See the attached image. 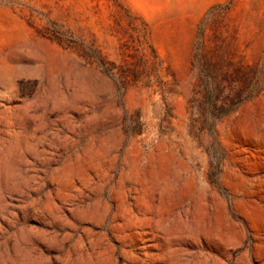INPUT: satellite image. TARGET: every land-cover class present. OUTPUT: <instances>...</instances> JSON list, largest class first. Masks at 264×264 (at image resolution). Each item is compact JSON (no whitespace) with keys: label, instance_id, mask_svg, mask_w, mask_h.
Returning <instances> with one entry per match:
<instances>
[{"label":"rangeland","instance_id":"374dc122","mask_svg":"<svg viewBox=\"0 0 264 264\" xmlns=\"http://www.w3.org/2000/svg\"><path fill=\"white\" fill-rule=\"evenodd\" d=\"M6 144L0 264H264V0H0Z\"/></svg>","mask_w":264,"mask_h":264},{"label":"water","instance_id":"95a60500","mask_svg":"<svg viewBox=\"0 0 264 264\" xmlns=\"http://www.w3.org/2000/svg\"><path fill=\"white\" fill-rule=\"evenodd\" d=\"M15 160V150L12 149L8 144L0 148V164L3 163L5 159ZM3 199V198H2Z\"/></svg>","mask_w":264,"mask_h":264},{"label":"trees","instance_id":"16d2710c","mask_svg":"<svg viewBox=\"0 0 264 264\" xmlns=\"http://www.w3.org/2000/svg\"><path fill=\"white\" fill-rule=\"evenodd\" d=\"M247 100L246 99H239V100H237V102H234V106H228V107H226V109L225 108H223L224 109V113L225 114H230L231 112H233L234 110H236L241 104H243V103H245ZM214 104H215V102H214ZM222 108V107H221Z\"/></svg>","mask_w":264,"mask_h":264}]
</instances>
